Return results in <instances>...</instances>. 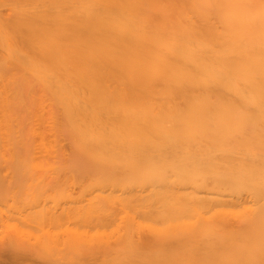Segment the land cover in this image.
<instances>
[{
    "label": "bare ground",
    "instance_id": "bare-ground-1",
    "mask_svg": "<svg viewBox=\"0 0 264 264\" xmlns=\"http://www.w3.org/2000/svg\"><path fill=\"white\" fill-rule=\"evenodd\" d=\"M4 19L2 159L34 149L60 165L66 140L102 204L90 196L89 216L140 205L182 232L133 238L128 224L102 243L106 264H264V0H38ZM207 212L245 227L211 259L191 241L177 256L168 244L209 232L189 221ZM6 238L0 253L18 255Z\"/></svg>",
    "mask_w": 264,
    "mask_h": 264
},
{
    "label": "rangeland",
    "instance_id": "rangeland-1",
    "mask_svg": "<svg viewBox=\"0 0 264 264\" xmlns=\"http://www.w3.org/2000/svg\"><path fill=\"white\" fill-rule=\"evenodd\" d=\"M36 1L38 0H0V15L6 20L13 6ZM5 55L6 51L0 48V63L5 61ZM63 144L67 156L60 165L50 162L52 165H48L46 161L37 159L40 156L38 150L31 149L27 152L23 148L18 149L14 158L3 157V160L1 155L5 152L4 155L8 157V152L0 148V240H3L0 241V247L5 246L7 236H16L18 240L22 238L24 243L20 242V246L25 249L12 256L10 254L13 253L4 248L5 253H0V264H104L105 260L111 258L112 252L104 253L102 243H114L118 234L128 232V224L132 225L133 238L149 239L162 230L179 232L177 226L164 228L167 226L158 216L161 214L157 215L153 209L140 205L126 207L116 203L108 206L106 212L96 211L92 217L89 216V209L86 208L89 206L90 196L96 199L97 206L102 205L100 198L96 196L98 193L88 192V189L92 190L89 187L92 180L88 178V174L70 172L69 167H73L68 165L67 157L71 150L66 140ZM70 201H75L76 204ZM215 217L213 212L204 213L202 216L193 214L189 221H194L199 227L208 228L210 231L206 234L194 231L191 240L172 241L168 248L181 258L187 257L190 254L189 249L193 248L198 253L208 254L211 259L216 253V240L221 234L240 232L245 227L244 223L231 216L220 226ZM181 233L179 232L180 236ZM74 239L79 241L77 244L80 249L77 251V246L74 249L72 247L76 241ZM66 241L71 242V249ZM190 241L194 243L191 248L188 245ZM56 242L66 243L68 248L61 244L59 247ZM97 244L101 246V250ZM55 247H59V252ZM93 247L96 251L99 249L100 254ZM92 251L95 253L91 254Z\"/></svg>",
    "mask_w": 264,
    "mask_h": 264
}]
</instances>
